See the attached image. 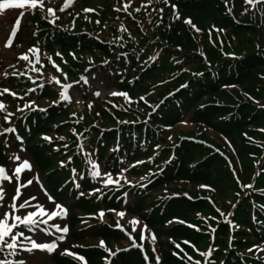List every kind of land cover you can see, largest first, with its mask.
<instances>
[{"label": "trees", "instance_id": "1", "mask_svg": "<svg viewBox=\"0 0 264 264\" xmlns=\"http://www.w3.org/2000/svg\"><path fill=\"white\" fill-rule=\"evenodd\" d=\"M52 1L58 4L59 9L65 4V0H45L43 9L33 10L29 25L21 30V33L30 34L28 45L45 52L41 64H35L33 60L40 73L29 70L20 72L26 75H12L23 89L22 96L29 97L39 91L36 107L47 111L29 108L17 111L13 127L16 128L15 134L22 137V150L32 159L41 175L46 194L70 212L67 222L70 240L98 239L108 246L122 241L125 234L117 227V222L126 229H129V224L118 216L107 214L115 210L113 212L138 218L147 227L159 229V234L165 239L163 243L173 252H178L173 242L187 251L189 244L204 242L209 237L205 231L171 221L196 225L198 220L194 213L215 214L207 198L198 196L197 192L185 198L179 189H183L186 183L212 186V179L218 175L219 179L232 180L228 163L215 153L219 147L221 153H226L234 163L236 161L244 167L248 177L252 173L250 185L253 187L245 188L231 215H228L229 218L234 217L231 224L227 223L230 220L216 221L214 238L223 244L224 253H219L218 258L212 252L210 256H202L200 262L264 264V251H261L264 249V156H253L255 151L249 145L253 141L246 140L245 136L247 133H251L250 136L264 133V101L261 97L264 90V35L258 34L256 29L259 12L253 10L252 18L250 10L253 5L255 10H259V6L246 4L245 0H152L150 5L143 7L147 0H142L139 7L134 2L139 0H128L131 6L127 11L119 12L115 7L122 0H73L61 12ZM86 7L94 11L84 12L82 16ZM48 8L54 9L58 17L54 24L49 22L54 17L48 15ZM137 8L140 10L136 11ZM186 19L200 21L201 27H207L199 48L198 43L188 39L190 26L185 23ZM110 21L121 23L127 31L108 26ZM207 29H211L209 33L214 30L218 40L215 36L209 41ZM201 43L205 52H202ZM249 44L255 45L251 52L246 51ZM238 47H241V52L235 54L233 48ZM197 49L204 55L216 52L219 58L210 55L209 60L198 61L201 57L196 54ZM47 57H52L56 64L66 58L77 74L83 70L98 71L109 87L132 94L135 103L123 102L118 115L125 113L122 116L125 118L102 127L104 131L99 133L97 128L84 123L81 118L88 109H99L97 103L85 105L87 110L83 108L77 112L75 105L62 101L59 96L61 85H74L79 78H74L71 71H56ZM33 64H30V69ZM29 77L32 79L28 80ZM52 77L60 79L61 85L50 82ZM33 80L35 84L31 86ZM11 81L14 83L13 79L8 82ZM39 84L44 87H37ZM33 88L36 91L29 92ZM139 96L143 99L138 100ZM188 116H196L199 123L215 136L204 135L201 137L203 141L197 140L198 146L190 150V146L179 143L166 146L164 130ZM79 134H83L82 137ZM218 135L227 136L232 146L238 140L243 154ZM12 137L14 135H10L9 140L17 147ZM43 137H50L51 142ZM81 143L83 152L78 150ZM65 144L68 147L63 151ZM89 154L101 171L111 173L113 179L123 169L130 170L129 182L121 184L118 190H106L97 197L92 195L104 183L101 178L89 175L90 165L86 159ZM143 158L146 159L144 165L132 168V163ZM62 161L64 167L61 166ZM147 170L148 173L145 172ZM162 186L171 188V191L154 196L153 192ZM208 191L222 197L213 187ZM98 209L107 211L105 220L75 229L76 224L82 221L81 217L74 216L76 212L89 214ZM184 241L190 243L184 244ZM238 244L249 245L248 250L254 245L259 247L244 253L237 249ZM118 249L113 251L116 255L111 256L97 244L70 246V251L84 257L86 264H144L140 252L131 245ZM26 256L19 251L17 255L6 258L23 260ZM41 256L47 260L44 264H82L73 255H62L57 251L50 254L41 252ZM0 259H5V254H0ZM171 259L169 254L167 260ZM182 264L187 263L183 261Z\"/></svg>", "mask_w": 264, "mask_h": 264}, {"label": "rangeland", "instance_id": "2", "mask_svg": "<svg viewBox=\"0 0 264 264\" xmlns=\"http://www.w3.org/2000/svg\"><path fill=\"white\" fill-rule=\"evenodd\" d=\"M134 2L136 3V5L141 7L142 0L134 1ZM52 3L59 10L58 4L55 1H52ZM126 3H128V0H122L120 5H116L115 10L121 9L119 12H124L123 5ZM253 4H257L259 6V10H255V6ZM253 4H252L253 5L252 8H250L251 17L254 18L252 16L253 10L256 11L257 13L259 12V14L256 16L259 19V22L255 23L256 29H257L258 34L264 35V21H262L264 18V0H254ZM169 7H172V6H169ZM86 9H90V8L86 7ZM84 12L85 11L83 10L81 14L82 16H84L83 15ZM20 13H21L20 9H12V10L6 9L3 14H0V90L8 87L7 89H9L10 92L16 93V96H12L9 93H4L3 95H0V101H3L6 104L7 112L13 113V115L9 117L10 123H5L3 120V117L6 113L0 112V129L4 127H13V117L17 115L18 113L17 111H19L18 109H23V111L28 109L24 107L26 102H31L34 100L35 106H36L37 102L39 101L38 100L39 91H36L35 93L30 94L29 97L22 96L24 94L23 89H21L20 86L17 85L18 81L12 78L13 73H16L18 76L20 72L30 70V63L28 61L19 59V57L23 54H27L30 57V59L34 60L33 54L29 52L28 50L34 47L38 48L36 46L28 45V42L30 39L29 33H21V30L25 29V25H29L30 20L33 15L32 12L27 13L26 18L21 17ZM17 19L21 21L20 29L17 31L15 37H12L11 46L6 47L5 45L9 37V25L13 24ZM82 19L86 21L85 18H82ZM206 22H208V20H206ZM203 23H205V21H203ZM192 25H195V28H193ZM201 25L202 24L200 23V21H197V20L189 24L190 34L188 35V39L191 42H195L196 44L198 43V48H199V43L202 39L203 33L205 29L207 28V27L203 28L201 27ZM108 26L113 27V28L118 27V29H120L121 26L125 28L124 25H122L121 23L117 24L114 21L108 22ZM196 29H199V31H196ZM209 30L208 29L206 30V33L208 35V40L210 41L212 40V38L214 39L215 36L218 40L219 38L218 34L214 30L211 31V33H209ZM156 40L161 43L160 38H157ZM156 46L160 47V45H156ZM201 46L203 47L202 52H205V49L202 43H201ZM39 49L41 50L40 51V60H41L42 55L45 52L41 48ZM254 49H255V45L249 44L248 47L246 48V51L251 52ZM197 50L198 51H196V54L201 57V59L198 61H203V62L207 61L209 60L210 55H213L215 58H219V54L216 55L217 54L216 52L207 53L204 55V53L202 54L199 53V49ZM233 52L235 54H239L241 52V47H238L236 49L233 48ZM227 53L230 54L229 52ZM84 58H87V56H84ZM56 65H58L59 68L62 70L61 72L68 73V71H71L74 74V78L75 76H78L79 78L78 82L74 85L72 83L64 84V85H71V87L67 89V94L70 97V99L67 102L75 105V109L77 112H81L83 108L84 110H87L88 109L87 106H90L91 104L95 102L99 106V109H96L95 111L94 110L90 111L88 109L87 112L81 114L82 121L88 125L90 123L92 126L98 129L99 133L102 132L103 130L102 127L111 126L113 124H116L120 119L125 118V117H122L125 113H123L120 116L118 115L119 114L118 108L120 107L122 108L123 102L127 104L135 103V98L130 93H126L127 97L110 95V93L113 91L118 92V93H123V92H120L113 87H109L105 83V81L100 77L98 71L86 72L83 70L79 74H77L74 72V68L70 66L66 58L62 59V61H60V63ZM189 68L191 67L189 66ZM54 69L56 70V68ZM5 73H7L8 75H5ZM82 77L85 79H81ZM74 78L71 77V79H74ZM10 79H13L14 83L12 81L8 82ZM28 80L30 79L28 78ZM34 84L35 83L31 82V86H34ZM262 84H264V82ZM3 85H6L7 87H3ZM16 86L17 88L13 89V87H16ZM59 90L61 91L62 88H59ZM96 93H100V94L97 95ZM20 97H23V99H20ZM261 97H262V100L264 101V90L262 92ZM140 99L141 97L139 96L138 100ZM135 106L136 105H134L133 107ZM183 121H186L187 123L186 124L182 123ZM183 121L173 125L172 127L169 126L166 128V130H164L166 134L163 140L166 143V146L171 147L174 144L179 143V144L186 145L187 147L190 146L189 148L190 150V149H193L191 147L198 146L197 140L203 141L201 137H203L204 135L210 134L212 136H215V134L212 131H208L202 124L199 123L196 116H191V117L188 116ZM258 132H261V131H258ZM10 135L13 136V133H5L3 136H0V154L3 157V159L0 160V166H4L6 169H8L9 175H11V170L14 169L15 167V164L9 159V156L12 154L19 155L21 157V160H28L32 165L31 172L22 173L20 182L26 183L29 179H32L33 183L29 185L27 188L21 189V192L23 195L21 197V200H19L17 203L23 202V199L35 196L36 199L31 201L33 206L39 204L43 206L45 210L49 213H51L52 211H58L55 208V204L57 203L54 201H50L48 199V196L44 192L41 181H40L41 175L40 173L36 171L32 159L21 149L22 143L20 142V140L16 139L14 135V138L13 137L12 138L14 139V142L17 144V147H15L13 145L12 140H9ZM250 135L251 133L250 134L247 133L245 136H246V140L253 141L252 143L253 145L249 144L250 148L255 151L254 152L255 155L253 156L255 157L264 156V138H263L264 133L263 135H260V136L259 135L250 136ZM218 137L222 138L223 140L229 143V138L227 136L218 135ZM180 140H183V141L180 142ZM215 140L219 141L216 137H215ZM238 143L239 141L236 140L235 142L236 146L234 144L233 146L235 148L237 147V149L239 150V154L242 155L243 147L242 145ZM229 144L232 146L231 143ZM233 146L232 148L234 149ZM62 149L64 151L65 147L63 146ZM217 149H218L217 152L214 149L212 150L215 151L218 157L223 158L228 163V170L232 175V180L230 181L229 178L219 179V175H218L217 177L212 179L213 181L212 186L210 185L209 187L202 188L201 185L199 184L196 186H193L189 183H186L183 189H179L180 192L182 191L181 194L185 198H188L187 196L189 195L191 197V194L195 192H197L198 196L199 195L204 196L205 198H207V202L211 205V207L213 208V211L215 212V214L204 213V211L194 213L195 219L197 218L196 220H198L197 221L198 224L196 225L190 224V223H184V221H180V220L171 221V223L174 222V223H181L183 225L185 224L186 226L191 227L193 229H197L198 227V230L205 231L206 234L209 235L207 240H204V242L202 243L200 242V243L189 244L188 251L182 248L181 245H180V248H177L175 245L179 243L173 242V245L178 250V252H173L170 248L167 247V245L163 243L165 239L161 235V233L159 234V229L156 230L151 227H147L143 223L137 224L135 226L136 231H133V224L131 222L133 220L139 221L138 218L136 217H132L130 215L125 214L124 217L121 218L120 216L117 215L118 212L112 211V212L107 213V211H103L99 209L95 210L94 213H89V214H83L81 212H76L74 216L81 217L82 221L76 224L75 229H77L78 227L85 226L86 224H89L92 222L103 221L106 219L107 214H110L112 216H118L121 220H123V222L129 224V229H126L124 226H122L126 231V234L122 235L124 236L122 241L112 242L110 246H108L104 242L105 246L102 248L99 245H100V242L103 240L86 238L83 241L74 242L70 240L69 232L65 235L64 240L62 241L58 240L57 237H59L61 233L57 232L55 228L51 226L59 225L61 228L64 227L68 222V217L70 216V212L68 211H67L68 215L66 218L62 219L60 217H56L52 221H49V224L47 226L44 224H40L39 227L36 228L35 231H28L26 229H22V230L25 231L26 236H30L37 243L49 244V243L55 242L57 244V247L54 251H57L60 254L65 253L66 250L70 251L71 245L78 244V243H85L89 245L97 244L104 251V253H106L107 255H110V252H113L115 249H118L120 246H122V248H125L129 245L132 246V242L133 240H135L137 244H142V248H139V247H133V248H136L140 252L144 264H157L156 262L157 256L160 257V264H182L183 261H185L187 264H191V263H194L195 261H202V258H201L202 256L200 254L208 252L210 246L213 249L212 252L216 254L219 258V253L223 254L225 251V248L218 239L214 238L217 231L213 232L212 229L213 228L216 229V226L218 225V223L216 222L217 220L225 221V216L227 217V220L231 221L234 219V217L229 218L227 214L232 213L233 205H236L238 203V201L241 199L243 191L245 190L244 185L251 184L252 182L251 178H253V175L252 173H250V176L248 177V174L243 171L244 167L242 165L238 164L235 160H234L235 161L234 163L231 159H229L228 157L229 155H227L226 153H221V151L219 150V147H217ZM145 160H146L145 158L139 160V161H143V163H140V164H137L136 163L137 161L132 163V166L135 165L132 168L138 169L140 166L145 164ZM129 166H130V163H129ZM256 171L257 170H254L253 173H256ZM130 172H131L130 170L123 171V172L121 171L119 175L115 177L114 180L118 179L120 181L119 184L105 186L104 184L102 185L101 183L99 187L100 191L99 192L94 191L92 195H95V197H97L98 195H100L102 192L106 190H114V189L118 190L121 184H127L129 182L128 175ZM145 172L148 173V170ZM36 177L39 178V183L36 182ZM2 183L6 190L5 204L11 203L12 197L14 195V190L16 187L15 178H13V182L10 185L7 182H2ZM211 187H213L214 189H217L222 197L218 198L215 192H210V191H213L212 189L208 191L209 188ZM169 191H171V188L166 189L164 186H162L156 189L153 192V195L156 196L158 194H164ZM219 205L221 206L220 209H219ZM35 210H37L35 207H29L27 209H21L18 214L23 216V215H26L27 212L35 211ZM0 211H3V209H0ZM101 211L105 213L103 220L99 218V213ZM221 212H223L225 216H221L220 215ZM144 226H146V229L144 230L143 235L146 237V239L141 241V229H144ZM46 227L49 230L48 233L40 230L41 228L45 229ZM235 227L237 228L238 225L235 224ZM153 235L156 237L155 241L151 239V236ZM25 246H27V242H25ZM153 248L156 249L155 252H153ZM248 248H249V245L246 246V245L238 244L237 246V249H240L244 253L248 252ZM181 249H183V251H181ZM173 253H177L178 255H173ZM20 254L28 255L25 257L26 259L23 258V261L25 262V264H44V262L47 261L45 258L41 256V254H37V253L32 254L28 252H23L22 249L20 250ZM169 254L172 257L170 261L167 260ZM145 256L148 257L147 261L145 260ZM73 257L76 258L78 256L73 255ZM188 257H191V260H195V261L189 260ZM8 260L12 261L13 264H16V262L19 261L20 259L11 258ZM82 264H85V263L82 262Z\"/></svg>", "mask_w": 264, "mask_h": 264}, {"label": "snow or ice", "instance_id": "3", "mask_svg": "<svg viewBox=\"0 0 264 264\" xmlns=\"http://www.w3.org/2000/svg\"><path fill=\"white\" fill-rule=\"evenodd\" d=\"M73 2V0H65L64 6H62L59 11L64 12L65 9ZM246 4H251L254 2V0H245ZM152 3V0H147V5H142L143 7H147ZM131 6L130 2L126 3L123 5V10L127 11L128 8ZM44 7V0H0V14H3L6 9L12 10V9H20L22 10L20 15L23 18H26L27 13L32 12L33 10H36L37 8L43 9ZM173 7H175L173 5ZM117 11H120L121 9H116ZM140 9L137 8L136 11H139ZM85 12H92L94 9H84ZM162 11V10H161ZM231 11V9H229ZM247 11V8H246ZM47 13L49 16L54 17L53 20H50V23H55V19H58L56 17V12L52 8L47 9ZM177 19H179V16L177 15ZM99 23V21H97ZM185 23L191 24L192 22L190 20H186ZM21 26V21L17 19L13 24L9 25V37L7 39L6 47H10L12 44V37H15L17 31L20 29ZM193 28H195V25H192ZM122 30L127 31V29H124L123 26H121ZM196 31H199V29H196ZM33 54L35 64H41L40 60V49L39 48H30L28 50ZM57 56H60V53H56ZM19 59L28 61L30 64H33V60L30 59V57L27 54H23L19 57ZM49 62L52 64L54 68H56L57 71H62L58 65L55 64V61L52 59V57H48ZM35 64H33V67L30 69V71L40 73V68L35 67ZM43 66V65H41ZM5 75H8L5 73ZM13 75H16V73H13ZM20 75H26V73H20ZM29 79H32V77H29ZM65 79H67L65 75ZM85 79V78H81ZM50 82H54L57 85H61L60 79L56 77H52ZM33 83H35V80H33ZM37 87H44L43 84L37 85ZM71 85H61L62 90L59 93L60 99L62 101H68L70 99L69 95L67 94V89L70 88ZM36 89H30L29 92H35ZM4 93H9L12 96H16V93L10 92L9 89L5 88L0 90V95H3ZM99 95L100 93H96ZM27 95V93H26ZM110 95L112 96H125L127 97L126 93H118V92H111ZM20 99H23V97H20ZM143 99V98H141ZM56 103V102H54ZM25 108H29L33 111L39 110L40 112H46V109H37L35 106V101L31 102H26L25 103ZM264 107V106H262ZM19 111H23V109H18ZM0 112H5L6 114L3 117V120L5 123H10L9 117L13 115L11 112H7V106L3 101H0ZM124 123V122H122ZM182 123H187L186 121H183ZM16 128L15 127H4L0 129V136H3L5 133H15ZM75 134V133H74ZM83 134H79V136L82 137ZM18 140L22 141V137L17 136ZM43 139L51 142L50 137H43ZM61 140L64 139V137H60ZM171 139V138H169ZM65 148L68 147L67 144L64 145ZM159 147V146H157ZM58 150V149H57ZM78 150L83 152L84 150V145L81 143L78 145ZM9 159L15 164L14 169L11 170V175H9V170L6 169L4 166H0V209H3V211H0V254H5V259H0V264H13L12 261L8 260L6 257L7 256H15L18 254V252L23 249L25 251L31 252L33 250H46L47 252L51 253L53 252L57 244L55 242L49 243V244H41L37 243L34 239H32L30 236L25 235V231L22 229H27L28 231H35L36 228L39 227L40 224L48 225L49 221H52L56 217L60 218H66L68 215L67 209L60 205V204H55V208L58 211H52L51 213L47 212L45 208L39 204L37 205H32L31 201L35 200L36 197L32 196L26 199H23V202L17 203L19 200H21L22 197V188H27L29 185L33 183L32 179H29L26 183H21V175L22 173L26 172H31L32 171V165L28 160H21V157L19 155L12 154L9 156ZM87 163L90 165V170H89V175L92 178H101L102 182L104 183L105 186L107 185H113V184H119L120 181L118 179L114 180L111 173H103L100 169V167L97 165L95 161L91 159V154L88 155ZM72 158L69 157V162H71ZM18 162V163H17ZM137 164L143 163V161H137ZM61 166L64 167L65 164L62 161ZM135 165H133L134 167ZM75 169H73V172L75 173ZM123 171H127V169H123ZM106 177V178H105ZM13 178H15L16 182V187L14 190V195L12 197L11 203L5 204L6 200V190L3 186L2 182H7L9 185L12 184ZM81 179L83 178L82 176L80 177ZM36 182L39 183V178L36 177ZM239 183V181H238ZM79 187V185H76ZM202 188L207 187L204 185H201ZM252 185H244V188H252ZM96 192H99L100 189H96ZM83 193H81L82 195ZM127 194H125L126 196ZM48 199L50 201L53 200V198L49 195ZM29 207H35L37 210L35 211H29L27 212L26 215H20L18 214L21 209H27ZM235 207V205H233ZM115 211V210H112ZM219 211V210H218ZM105 213L101 211L99 213V218L103 220ZM118 216L121 218L124 217L125 213L123 212H118ZM221 216H225L223 212L220 213ZM231 215V213L227 214ZM46 217V218H45ZM215 219V218H213ZM225 220L227 221V217L225 216ZM133 224V231H136V225L140 224L141 222L137 220H133L131 222ZM227 223L231 224V221H227ZM51 227L55 228L57 232H60L61 235L57 237L58 240L62 241L65 238V235L69 232V228L65 225L64 227H60L59 225H52ZM117 227H120L119 222H117ZM195 227V226H193ZM146 229V226H144V229H141V241L146 239V237L143 235L144 230ZM46 233L49 232L48 228L46 227L43 229ZM213 232L216 231L215 228L212 229ZM50 234V233H49ZM151 239L155 241L156 237L153 235L151 236ZM25 242H27L30 247L25 246ZM184 244H189L190 242L184 241L182 242ZM100 247H104V241L100 242ZM177 248H180V244L175 245ZM132 247H139L142 248V244H137L135 240L132 242ZM259 247L258 245H254L252 249H249V252L254 251L255 248ZM117 251H120L119 249ZM156 249L153 248V252H155ZM183 251V249H181ZM213 249L209 248L208 252L201 253V256H210L211 252ZM261 251H264L262 249ZM69 256L74 255L70 251H65V253ZM111 256H115V252H110ZM173 255H178L177 253H173ZM78 260L84 262V257L78 256L76 257ZM148 257L145 256V260L147 261ZM189 260H191V257H188ZM156 262L157 264H160V257H156ZM16 264H25L23 260H19L16 262ZM86 264V262H85ZM195 264H201L200 261H196ZM207 264H211V260L207 262ZM223 264V262H221Z\"/></svg>", "mask_w": 264, "mask_h": 264}]
</instances>
